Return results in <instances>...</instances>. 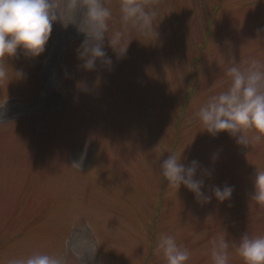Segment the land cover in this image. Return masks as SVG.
<instances>
[{"label":"rangeland","instance_id":"1","mask_svg":"<svg viewBox=\"0 0 264 264\" xmlns=\"http://www.w3.org/2000/svg\"><path fill=\"white\" fill-rule=\"evenodd\" d=\"M57 3L63 13L64 0ZM147 4L158 13L152 33L130 29L123 58L106 37L111 67L98 61L85 70L77 58L84 34L59 21L43 73L41 55L22 49L0 60L8 72L0 84V264L37 251L89 264L93 241L92 264H166L156 251L161 234L191 252L188 264H212L214 238L264 236V208L250 198L257 170L264 171V140L244 147L226 132L213 137L195 116L229 88L232 62L242 70L253 58L264 62V0ZM105 5L110 30H121L119 0ZM218 5L211 26L208 14ZM75 22L83 27L80 16ZM61 101L65 108L53 110ZM172 151L211 172L204 177L207 195L227 184L232 198L200 204L187 188L169 187L160 164ZM229 264H244L234 248Z\"/></svg>","mask_w":264,"mask_h":264},{"label":"clouds","instance_id":"2","mask_svg":"<svg viewBox=\"0 0 264 264\" xmlns=\"http://www.w3.org/2000/svg\"><path fill=\"white\" fill-rule=\"evenodd\" d=\"M119 10L123 27L111 31L112 12L104 0H64L63 13L57 0H0V60L17 56L18 49L31 57L40 56L45 51L53 24L59 21L65 26L75 24L84 34L77 58L83 62L85 70L94 71L98 61L111 67L112 58L105 51L106 37L117 58H123L128 50L125 46L128 31L134 29L149 36L158 14L154 7L148 6L147 0H119ZM77 16L81 18L82 28L75 22ZM226 75L231 80L229 88L210 96L195 116L204 131L213 137L226 132L244 147L264 140V62L253 58L243 70L238 63L232 62ZM7 79L8 72L0 64V84ZM249 132L255 135L250 136ZM160 170L169 187L187 188L200 204L210 203L213 196L223 203L232 198L235 190L227 184L213 186L212 195H207L204 177L210 178L211 172L197 160L183 163L182 154L175 151L169 152ZM253 187L251 201L264 208V171L257 170ZM210 243L212 264H229L230 248L235 249L244 264H264V236L244 234L238 243H230L220 236ZM156 251L162 252L166 264H188L191 258V252L168 234L159 236ZM8 264H65V259L61 255L37 251L27 257L10 259Z\"/></svg>","mask_w":264,"mask_h":264},{"label":"bare ground","instance_id":"3","mask_svg":"<svg viewBox=\"0 0 264 264\" xmlns=\"http://www.w3.org/2000/svg\"><path fill=\"white\" fill-rule=\"evenodd\" d=\"M65 108V107H64Z\"/></svg>","mask_w":264,"mask_h":264}]
</instances>
